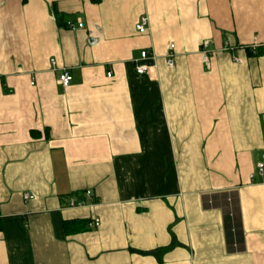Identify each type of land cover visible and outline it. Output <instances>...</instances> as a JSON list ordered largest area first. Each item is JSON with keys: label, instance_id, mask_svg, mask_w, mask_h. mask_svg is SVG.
<instances>
[{"label": "crops", "instance_id": "crops-1", "mask_svg": "<svg viewBox=\"0 0 264 264\" xmlns=\"http://www.w3.org/2000/svg\"><path fill=\"white\" fill-rule=\"evenodd\" d=\"M263 44L264 0H0V264H264Z\"/></svg>", "mask_w": 264, "mask_h": 264}, {"label": "built area", "instance_id": "built-area-1", "mask_svg": "<svg viewBox=\"0 0 264 264\" xmlns=\"http://www.w3.org/2000/svg\"><path fill=\"white\" fill-rule=\"evenodd\" d=\"M78 27H82V23L78 22ZM67 27L69 28H74L72 23H67ZM149 27V21L147 16H141L139 20L135 24V29L138 33H145L148 30ZM209 41L204 40L200 52L202 53V57L200 61L202 64H204L206 67L209 65V52L210 50L208 49ZM259 45L254 44L248 46V49L250 50L251 53H255L256 49ZM230 51H233L234 48H228ZM263 54H264V44H263ZM150 59L152 61L151 64L144 63V60ZM232 60L236 64H241L242 59L235 55L232 54ZM134 68L135 72L137 74H152L154 75V68L156 67V61H157V55L153 51H149L148 49H143L140 51V55L138 58H135L134 60ZM164 61L165 64L168 67H173L175 65V52H174V44L170 43L167 48V53L164 56ZM50 63L53 65L54 64V59L50 60ZM111 73L108 72L107 76L110 77ZM72 80V75L70 74L69 70L67 68H62L58 75V82L66 87L69 85V83ZM258 171L260 174L263 173V163H258L257 165ZM24 199H30L33 198V195L29 193L24 194ZM94 202V197L91 189H85L83 194L80 197H69L67 206L70 208H79V207H84L87 205H90ZM100 225V218L93 216L88 219L87 221V226L90 229L97 228Z\"/></svg>", "mask_w": 264, "mask_h": 264}, {"label": "trees", "instance_id": "trees-1", "mask_svg": "<svg viewBox=\"0 0 264 264\" xmlns=\"http://www.w3.org/2000/svg\"><path fill=\"white\" fill-rule=\"evenodd\" d=\"M57 15V14H56ZM59 18V16H58ZM60 20V19H59ZM248 53L251 55L249 49ZM204 206L205 207H220L224 211L225 221L227 224V237H228V247L230 250H241L243 244V237L241 230H237L236 222H235V215H238L237 204L234 200V196L230 192H221V193H213L204 198ZM231 228L234 230L231 231ZM167 248H158L151 250L149 252L143 253H153L155 255H159V253L163 252Z\"/></svg>", "mask_w": 264, "mask_h": 264}]
</instances>
